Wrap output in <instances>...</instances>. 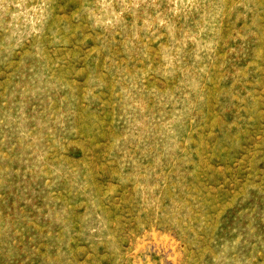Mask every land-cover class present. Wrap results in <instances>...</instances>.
I'll list each match as a JSON object with an SVG mask.
<instances>
[{
  "label": "rangeland",
  "instance_id": "rangeland-1",
  "mask_svg": "<svg viewBox=\"0 0 264 264\" xmlns=\"http://www.w3.org/2000/svg\"><path fill=\"white\" fill-rule=\"evenodd\" d=\"M0 264H264V0H0Z\"/></svg>",
  "mask_w": 264,
  "mask_h": 264
}]
</instances>
